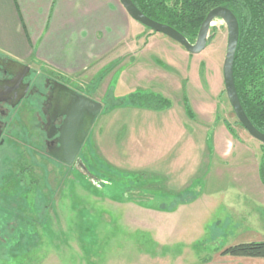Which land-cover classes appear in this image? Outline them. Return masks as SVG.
<instances>
[{
    "label": "rangeland",
    "instance_id": "374dc122",
    "mask_svg": "<svg viewBox=\"0 0 264 264\" xmlns=\"http://www.w3.org/2000/svg\"><path fill=\"white\" fill-rule=\"evenodd\" d=\"M137 26L128 50L114 53L110 58L115 64L99 74V85L91 84L86 74L78 75V83L70 82L79 93L101 97L102 102L77 168L57 164L29 143L32 101H23L13 111L0 107L7 109L0 146V203L18 210L14 213L19 219L29 217L21 226L17 218L4 224L12 237L3 242L9 248L0 246V264H264L263 258L220 255L228 246L264 241L261 143L237 124L226 98L225 24L219 19L211 23L208 37L213 39L196 55ZM130 59L128 66L122 65ZM48 77L43 69L32 68L31 79L38 86ZM139 94L152 95L148 104L158 106L159 97L169 103L147 109L139 100L135 104ZM184 94L194 104H207L203 127L208 132L190 136L201 119L191 123L176 104L173 96ZM131 127L132 134L140 130L145 138L130 153L126 142ZM188 144L205 146L206 159L199 151L186 152ZM244 147L250 151L248 157L242 153V162L214 154ZM21 166L32 169L35 183L29 172L21 175ZM139 184L155 191L138 193ZM210 191L216 195L207 197ZM23 194L30 203L19 212Z\"/></svg>",
    "mask_w": 264,
    "mask_h": 264
},
{
    "label": "crops",
    "instance_id": "0c3cea01",
    "mask_svg": "<svg viewBox=\"0 0 264 264\" xmlns=\"http://www.w3.org/2000/svg\"><path fill=\"white\" fill-rule=\"evenodd\" d=\"M137 25L118 0H0V58L26 65L31 71L33 67H39L48 76L59 77L72 84L78 83V75L86 74L91 78V84L95 82L99 85L103 77L99 74L102 71L107 73L110 69L108 65L115 64L116 59L110 58L114 53L128 50L130 38L139 32ZM131 31L133 35H130ZM132 61L130 59L122 65L128 66ZM88 97L102 103L101 97ZM173 99L179 107L189 110L187 114L191 123L201 119L198 121L200 125L193 124L194 132H190V136L208 132V128L203 127L207 124L203 120L206 103L198 100L194 104L187 94L173 96ZM133 128L126 142L130 153L145 138L140 130L135 133L136 136L132 134ZM185 151H199L206 159L205 146L197 149L188 144ZM249 151L248 147H244L234 153L232 148L228 154L217 150L214 154L219 156L220 153V158L229 162H242V153L246 152L244 157H248ZM210 184L209 175L205 191ZM215 192L206 193L207 197Z\"/></svg>",
    "mask_w": 264,
    "mask_h": 264
},
{
    "label": "trees",
    "instance_id": "16d2710c",
    "mask_svg": "<svg viewBox=\"0 0 264 264\" xmlns=\"http://www.w3.org/2000/svg\"><path fill=\"white\" fill-rule=\"evenodd\" d=\"M131 1L143 15L155 22L175 29L189 43H194L199 27L211 9L219 6L228 8L235 16L238 24V41L233 61V80L236 93L250 123L260 133L264 134V0ZM212 39L213 36L210 35L208 44ZM148 98L150 100L153 97L152 95L139 94L135 99V104L141 101L142 104H147L146 106L140 104L142 107L158 110L160 106H166L169 103L166 99L159 97L156 102L158 106H155L152 103L148 104ZM186 112L190 113L188 109H186ZM237 124L240 125L238 122ZM226 126L232 132L230 126L228 124ZM261 150L262 159L259 165V176L262 179L264 177V145L262 144ZM85 160L92 163L88 158H85ZM20 172L22 176L29 172L32 178L31 182H36L37 177H34L31 168L25 169L21 166ZM262 181L264 185V180ZM135 187L138 188V193L147 192L148 189L149 191L154 190L150 185L139 184ZM20 198L22 200L20 203L21 207H17L20 210L19 212L22 209H26L30 203L26 199L25 194ZM1 199L5 200L6 197L3 195ZM134 201H137V199L135 198ZM14 212L17 213L18 210L9 209L3 202L0 203V246L2 247L8 246L6 248H9L10 246L7 243H3L8 242L12 237L9 233H5L4 224L18 217ZM26 218L29 217L17 218L20 220L17 226L24 225ZM5 235H8L7 239L4 237ZM220 255L264 259V241H251L228 246L220 252Z\"/></svg>",
    "mask_w": 264,
    "mask_h": 264
},
{
    "label": "water",
    "instance_id": "95a60500",
    "mask_svg": "<svg viewBox=\"0 0 264 264\" xmlns=\"http://www.w3.org/2000/svg\"><path fill=\"white\" fill-rule=\"evenodd\" d=\"M118 1L132 20L151 32L160 33L168 37L192 55L199 54L208 45V31L211 23L215 19L223 21L227 28V42L222 64L223 86L226 98L241 127L250 137L264 145V134L260 133L250 123L236 93L233 80V61L238 41V24L235 16L228 8L219 6L211 9L201 23L194 43H189L186 38L175 29L168 25L155 22L143 15L131 0ZM7 65L16 66L25 70V76L30 74V68L26 65L12 61H9ZM10 75H13L14 78L0 81V102L8 98L16 97L18 93H22L13 104V106H15L26 93L28 85L22 86L23 77L16 82L14 72H11ZM54 87L56 88V90H54V96L63 109L62 115L64 119L57 130L58 147L50 155L62 164L69 166L72 165L77 153H79V149L87 137L94 120L101 112L102 105L100 102L84 94L73 91L68 87L56 83Z\"/></svg>",
    "mask_w": 264,
    "mask_h": 264
},
{
    "label": "flooded vegetation",
    "instance_id": "af4514ba",
    "mask_svg": "<svg viewBox=\"0 0 264 264\" xmlns=\"http://www.w3.org/2000/svg\"><path fill=\"white\" fill-rule=\"evenodd\" d=\"M9 60L0 58V81L11 80L14 78L13 75H10L11 72H14L16 76V82L18 79L22 78V86L28 85L26 93L17 103V105L13 106L18 97L22 93H18L16 97L8 98L4 101L0 102V107H7L8 110L13 111L17 108V106L22 105L23 101H32L33 105L29 109L31 115V126L28 128V139L29 143L33 144L35 148H42V153L45 154L49 159L56 161L57 164L66 166L53 158L50 154L58 147L57 137H58V128L62 124L64 116L62 115L63 109L61 108L59 101L54 96V84H59L65 87L70 88L73 91L78 92V89H74L70 87V83L62 80L59 77L50 76L44 80L42 85L38 86L36 81L31 79L32 71L30 70V74L25 76L26 71L20 69L19 67L7 65ZM32 82H31V81ZM20 86V85H19ZM91 98V97H90ZM6 110L0 109V129L1 136L0 142L3 143V134L6 123L4 122ZM25 129V128H24ZM27 129V128H26ZM33 133V135H32ZM36 134V135H35ZM0 143V146L2 145ZM83 145V144H82ZM81 145V147H82ZM79 149V153L81 152V148ZM75 157L72 165L68 167H78V154Z\"/></svg>",
    "mask_w": 264,
    "mask_h": 264
}]
</instances>
